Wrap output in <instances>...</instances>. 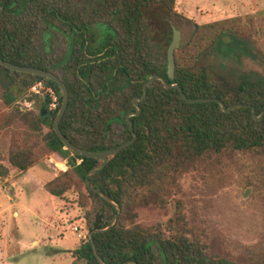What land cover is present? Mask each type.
I'll return each mask as SVG.
<instances>
[{
    "label": "trees",
    "instance_id": "1",
    "mask_svg": "<svg viewBox=\"0 0 264 264\" xmlns=\"http://www.w3.org/2000/svg\"><path fill=\"white\" fill-rule=\"evenodd\" d=\"M175 1L0 0V57L60 77L69 92L60 130L88 151H105L132 138L126 115L136 110L133 99L142 96L143 84L153 74L178 84L190 99L212 97L226 106L247 104L259 116L264 112V73L246 71L237 82L225 81L215 78L211 64L200 63L208 52L232 58L240 49L244 56L249 55L248 45L235 46L234 51L228 48L232 38L223 40L225 30L205 36L201 46H196L192 35L193 44L177 48L174 80H169L166 54L175 28ZM39 30L42 50L53 32L61 31L71 38V53L61 58L35 56ZM216 66L224 69L221 64ZM0 72L6 104L13 99L10 83L27 90L42 81L59 98L56 109L47 115L43 111L49 98L37 115L18 108L2 118L8 127L18 117L28 125L17 130L10 141L8 161L15 170H28L53 154L66 160V169L47 181L44 190L58 199L75 193L78 206L86 212L88 239L71 251L72 264H101L94 251L104 264H236L209 256L203 245L176 232L178 219H171L168 229L141 226L135 209L164 206L167 183L195 158L226 149L264 150V116L254 119L248 107L224 112L216 102L188 103L178 89L156 80L138 102L140 114L130 117L137 139L98 169L102 161L76 155L55 133L53 119L61 94L54 82L2 65ZM114 124L123 127L120 140L114 137ZM93 170L96 172L89 174ZM9 174L10 168L0 160V180Z\"/></svg>",
    "mask_w": 264,
    "mask_h": 264
},
{
    "label": "rangeland",
    "instance_id": "2",
    "mask_svg": "<svg viewBox=\"0 0 264 264\" xmlns=\"http://www.w3.org/2000/svg\"><path fill=\"white\" fill-rule=\"evenodd\" d=\"M174 11L176 16L172 25L179 31L180 46L188 42L201 46L202 38L219 30H225L224 41L232 38L228 47L231 51L235 46L248 45L250 53L247 57L240 49L232 58L210 52L206 60L200 57V63L212 65L216 79L237 82L240 73L252 70L264 73V0H176ZM40 34L39 30L35 56L61 58L66 50V35L54 31L44 51ZM192 35L195 36L193 42L190 41ZM217 64L223 65L224 69ZM8 85L13 96L9 104H6L4 89L0 87V160L14 174L18 170L8 161L10 141L17 130L27 129L28 125L18 117L9 127L5 126L2 115L18 108L37 115L49 98L48 107L43 111L47 115L59 104V98L53 90L49 93L41 89L37 93L31 88L22 90L18 84ZM112 128L114 137L120 140L123 127L114 124ZM64 161L54 154L45 156L34 165L37 178L50 180L52 174L56 176L66 169L62 164L66 163ZM30 174L25 175L27 182L35 185ZM5 180H0L2 187L9 185ZM167 185L164 206L151 204L135 209L138 224L143 227L161 225L168 229L169 221L178 219L176 232L203 245L209 256L225 258L236 264H264V150L226 149L220 153H207L187 163ZM29 189L22 192L19 207L15 208L19 216L12 217L9 211L6 224L0 226V244L3 252L8 254L2 264H72L74 258L70 257V251L69 254L66 251L46 253L45 246L50 244L55 252L73 249L82 243L71 233L75 226L88 231L86 212L78 206L77 195L70 192L60 200L46 191H34L37 200L34 204ZM94 208L95 203L90 207L91 212ZM52 219H59L57 223L61 226L54 238H50ZM13 241H19L18 251ZM33 241L39 246L29 247ZM76 264L86 263L77 261Z\"/></svg>",
    "mask_w": 264,
    "mask_h": 264
},
{
    "label": "water",
    "instance_id": "3",
    "mask_svg": "<svg viewBox=\"0 0 264 264\" xmlns=\"http://www.w3.org/2000/svg\"><path fill=\"white\" fill-rule=\"evenodd\" d=\"M0 10H1V7H0ZM179 46H180V34L176 28H173L172 39H171V42L167 48V54H166V73H167L169 80H174L175 50ZM0 65L4 66L5 68L17 71V72H22V73H27V74H32V75H36L39 77H43L45 79H48V80L54 82L58 86L60 94H61V104H60L59 110L57 111V113L53 119V129H54L55 133L57 134V136L59 137V139L62 141L65 148H68L69 150H71L76 155L83 156V157L96 158V159H99L100 161H102L103 163L100 166V168H98V169H101L106 165L109 157L116 155L122 149H124L127 146L134 143L135 140L137 139V134L133 130V125H132V122L130 120V117L137 116L140 114L141 107H140L138 102L145 99V97L147 95V87L156 80L161 81L164 84V86L167 88L178 89L181 97L188 103L216 102L221 106V108L224 112H230L231 110H233L235 108L248 107L252 110V114H253L254 119L259 120L264 116V112H262L258 116L256 114V111L253 108V106L247 105V104L238 103V104L226 106L225 103L221 99L212 98V97L190 99L186 96V94L184 93V91L182 90V88L178 84H175V83L169 84L168 81L164 77L157 75V74H153V75H150L146 79V81L144 82L142 96L141 97H135L133 99V105H134L136 110L133 112H130L126 115V123L128 124L129 130L132 134V138L128 141L121 143L119 146H117L115 148H111V149H108L105 151H88V150L82 149L81 147H78L75 144H73L60 130L59 124H60V121H61L63 115L65 114V111H66V109L68 107V103H69V92H68L67 86L64 84V82L60 79V77L58 75H56L55 73H53L50 70H44V69L29 67L26 65L14 64V63H11L9 61L4 60L1 57H0ZM43 115H44V113H43ZM94 172H96V170L91 171L89 174H92ZM99 194L102 197H105L101 192H99ZM105 198L107 199L108 202L113 203L112 200L109 199L108 197H105ZM117 216L118 215H116L114 217L113 222L116 220ZM113 222L111 223V225L113 224ZM96 231H99V230H96ZM92 234L93 233H90V236ZM94 253H95L97 259L100 261V263L104 264L103 261L99 259L98 255L95 251H94Z\"/></svg>",
    "mask_w": 264,
    "mask_h": 264
},
{
    "label": "crops",
    "instance_id": "4",
    "mask_svg": "<svg viewBox=\"0 0 264 264\" xmlns=\"http://www.w3.org/2000/svg\"><path fill=\"white\" fill-rule=\"evenodd\" d=\"M66 162V160L64 161ZM65 167L66 163H62ZM12 170L10 169V176L6 178L5 182H9L8 186L2 187V185L0 184V226L1 228L3 227V224H6L7 220H8V212L11 211L12 212V217H18V212L15 210L16 207H19V203H20V199L23 197V193L25 189H29L30 196H32V200L34 204H37V200L34 196V191L37 192H42L45 191L44 190V184L49 181H45V180H40V178H37L38 175L35 173V167H31L28 170L25 171H18L17 173H12ZM28 172H31V176L30 178L34 179L35 181V185L28 183L27 179L25 177V175H28ZM55 176V174H52V177L50 178V180ZM10 193V194H9ZM50 195V194H49ZM61 200V199H60ZM63 215V213H61ZM59 220V219H57ZM57 220H51L50 223L53 226V231H51L50 233V238H54L55 235H57V233L60 230V225L57 223ZM55 232V233H54ZM53 234V235H52ZM74 237V236H73ZM51 240V239H50ZM13 245L16 246V251H18V245H19V241H13ZM39 246V243L37 241H33L29 247H37ZM73 249H64V250H55V252L52 251L51 245L49 244V246H45V252L47 253V251H51L52 254L55 253H59L62 251H66L67 254H69V251L71 253ZM6 250V247H5ZM8 254L5 252H3L2 250V244H0V264H2L6 258H8L7 256ZM72 257V254L71 256Z\"/></svg>",
    "mask_w": 264,
    "mask_h": 264
},
{
    "label": "built area",
    "instance_id": "5",
    "mask_svg": "<svg viewBox=\"0 0 264 264\" xmlns=\"http://www.w3.org/2000/svg\"><path fill=\"white\" fill-rule=\"evenodd\" d=\"M41 89H46L49 93H52L53 92L52 89L50 87H47L45 85V83L42 82V81L37 82L34 86L31 87V90L34 91V92H37V93H39V91ZM53 100H54V102L56 101L55 98ZM52 105L54 107L56 106L55 103L52 104ZM56 107H55V109H56ZM71 233L73 235L77 236V239L80 240V241H82V242L87 241L88 235H89V233H88L87 230H85L83 228H78L77 226H75V227L72 228Z\"/></svg>",
    "mask_w": 264,
    "mask_h": 264
},
{
    "label": "flooded vegetation",
    "instance_id": "6",
    "mask_svg": "<svg viewBox=\"0 0 264 264\" xmlns=\"http://www.w3.org/2000/svg\"><path fill=\"white\" fill-rule=\"evenodd\" d=\"M1 11V10H0ZM66 38H67V45H66V50H65V55L66 54H70L71 53V47H72V45H71V38L70 37H68V36H66ZM228 57V56H227Z\"/></svg>",
    "mask_w": 264,
    "mask_h": 264
}]
</instances>
